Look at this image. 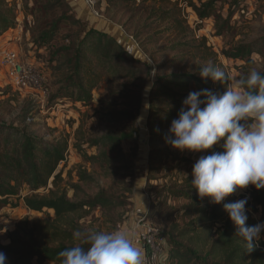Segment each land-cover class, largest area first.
Instances as JSON below:
<instances>
[{
    "label": "trees",
    "instance_id": "trees-1",
    "mask_svg": "<svg viewBox=\"0 0 264 264\" xmlns=\"http://www.w3.org/2000/svg\"><path fill=\"white\" fill-rule=\"evenodd\" d=\"M54 1L69 10H75L68 0H48V3L52 4ZM220 1L222 0H189L187 5L192 8L199 20L204 22L213 18L218 36L232 30L230 22L235 14L234 8L244 9L241 4L245 0H229L230 11L227 16L218 11L217 3ZM180 13L181 9L165 8L160 16L162 20L169 21L174 26L172 28L176 27L179 30L178 35L182 36L181 41L169 49L186 50L190 54L191 50L199 51L202 53L201 62L188 71H172L175 63L169 67L161 64L154 73L146 97L147 133L152 148L149 154L146 153L145 185L151 190V180L163 167L173 171L180 162H187L189 168L182 178H176L160 188L161 190L156 189L155 195L149 191L145 217L153 222L159 229V237L165 240L169 264H264V231L260 234L258 247L253 252L246 253L243 239L236 235V226L224 210V204L237 201L236 192L227 196L221 203L214 204L210 197L200 198L197 189L191 185L194 163L200 156L223 152V140L212 149L196 152V161L193 157H181L183 152L178 153L180 149L175 152L168 144L162 143L167 136L174 138L169 128L171 122L178 118L182 102L189 92L209 89L214 93H223L227 87V84L213 82L211 78H201L199 75V68L208 63L225 70L226 68L211 46L207 45L205 37H202L199 44H195L196 39L188 38L189 25L185 19L179 17ZM71 19L74 20L65 14L53 20L40 31L39 40L32 35L35 44L40 49L50 47L52 41L59 35L62 24ZM16 20L15 10L0 3V36L14 29L17 25ZM85 35L77 44L71 41L58 50L64 57L61 65L65 73L61 80L63 84L51 96V103L59 97H70L89 106L94 101V91L111 77L139 80L145 73L151 76V68L145 59L136 55L138 53L134 52L136 49L134 44L132 51L109 31L94 26L86 30ZM89 38L92 39L90 42ZM202 47L204 49L201 50ZM263 49L264 37L250 44L246 42L234 44L227 50L224 49L222 54L227 59L242 62L238 68L241 75L248 73V67L255 62L253 55L263 52ZM192 55L195 57V54ZM261 74H264V71ZM200 99L205 98L202 96ZM131 101L128 108L117 110L109 107L100 117L102 123L127 121L126 130L120 134L96 136L87 142L98 150L96 155L84 154L87 160L100 164L110 174L118 175L114 171L117 163L124 162L123 167L131 168L134 164L132 158H127L122 143L135 140L134 135L138 129L137 112L140 110L142 100L137 96ZM68 154L69 138L66 135L47 138L28 131L26 127L0 121V210L15 198L23 201L32 211L54 212V217L49 216L46 219L30 221L29 218H24L9 232V243L0 242V252L6 255L7 263L59 264L57 253L74 243H79L73 239L72 234L74 230L82 228L79 224L81 218L95 209L111 212L130 205L131 201L126 196L120 197L105 190L90 195L78 184L72 186L74 195L70 197L69 190L60 187L63 171L57 172L61 164L64 167L67 165ZM169 160L175 164L167 168L164 162ZM131 175L133 177L134 173ZM173 176L177 175L172 174ZM78 179L87 184L94 181L93 175L86 171L79 172ZM50 183L54 189L48 194L37 193L39 189L49 187ZM26 188L29 189V193L24 195L22 192ZM170 200L185 202L177 206ZM17 206L18 204H15L14 207ZM246 209L248 226L264 223V188L257 189L251 185ZM1 229L0 225V231Z\"/></svg>",
    "mask_w": 264,
    "mask_h": 264
},
{
    "label": "rangeland",
    "instance_id": "rangeland-1",
    "mask_svg": "<svg viewBox=\"0 0 264 264\" xmlns=\"http://www.w3.org/2000/svg\"><path fill=\"white\" fill-rule=\"evenodd\" d=\"M93 8L86 5L85 0H72L70 3L75 10H69L54 1L48 0H0L5 6H10L17 15V25L4 35L0 36L1 41L11 38L13 46L17 47L22 57L43 59L45 63L46 85L42 90L16 88L6 75L5 70L0 66V121L18 127H26L28 131L46 136L47 138L60 136L61 134L69 138V154L67 165L61 164L57 170L63 171V181L61 188L69 190V196L73 197V185H80L86 194H96L101 190L117 196H126L131 201L124 209L117 211H103L95 209L89 215L79 220L82 228H92L98 231H111L117 227H130L135 225L139 230V212L146 207L149 202L148 193L155 195L156 189H162L164 185L170 184L176 178H182L189 168L187 162H180L173 171L162 168L151 180V190L146 187L147 155L151 145H149V135L147 133L148 105L147 92L149 84L157 67L161 64L167 67L175 63L172 71L192 70L198 62H201L202 53L192 51H170V47L181 41L182 36L178 35L177 28L169 21L162 20L163 9H181L180 18L185 19L189 25L188 38L196 39L195 44L201 43L202 37L207 39V45L217 54L218 59L225 66L226 70L234 77L240 74V60L227 59L222 54L224 49H228L240 42L259 41L264 37V0H245L244 9H235V14L230 24L232 30L226 31L222 36L217 35L214 26V19L204 22L199 20L191 7L187 6L189 0H93ZM71 2V1H69ZM229 0H222L217 3L218 11L224 16L229 13ZM54 6V7H53ZM155 9V11H154ZM74 20L65 21L61 26L59 35L52 41L51 46L40 49L35 44L33 36L39 40L40 31L59 17L65 15ZM78 20V21H76ZM91 26L109 31L128 49L135 45V53L142 57L151 68L152 74L145 73L139 80L119 79L111 77L105 80L100 87L94 91V101L86 106L76 102L70 97H59L51 100L54 94L63 83L62 76L65 69L62 67L64 57L58 52L60 48L70 44L71 41L78 43L84 38L85 31ZM171 28V29H170ZM33 35V36H32ZM92 39L89 38L90 42ZM7 43V42H6ZM204 47L201 48V50ZM32 54V56H31ZM195 54V57L192 55ZM34 55V56H33ZM255 62L248 67L257 68L264 71V49L263 52L255 53ZM139 96L142 103L137 112L138 129L135 133V140L124 142L123 149L127 158L134 161L133 167H123L124 162L117 163L115 172L118 175L110 174L100 164L88 161L84 154L88 156L96 155L98 150L90 146L87 142L96 136L108 133H118L128 128V122L102 123L100 117L109 107L122 110L128 108L131 100ZM134 97V98H133ZM148 135V136H147ZM173 151L177 148L166 142ZM81 146L78 148L77 146ZM163 147L165 145H162ZM181 157H193L196 161V152L187 149L178 153ZM132 155V157H131ZM167 168L175 163L170 160L164 162ZM81 171L93 175L92 183L80 182L78 174ZM173 172V173H172ZM131 173H134L132 177ZM177 175V176H173ZM251 185L245 189H237V200L249 198ZM147 188V189H146ZM54 189L52 183L49 187L41 188L39 194H48ZM160 189V190H161ZM29 193L26 188L22 192ZM4 208L0 210V242L9 243L8 234L16 228V225L24 218L30 221L54 217L52 210L42 212L28 209L23 201L13 198ZM172 204L180 206L184 200L172 201ZM18 204L17 207H14ZM44 264H51L46 262Z\"/></svg>",
    "mask_w": 264,
    "mask_h": 264
},
{
    "label": "clouds",
    "instance_id": "clouds-1",
    "mask_svg": "<svg viewBox=\"0 0 264 264\" xmlns=\"http://www.w3.org/2000/svg\"><path fill=\"white\" fill-rule=\"evenodd\" d=\"M201 78L227 84L223 93L209 89L189 92L178 118L171 122L166 142L181 151L202 152L223 140V152L200 156L192 168L191 185L200 198L221 203L237 189L254 185L264 188V74L257 68L233 76L211 63L199 68ZM205 99H200V97ZM205 105L201 107V105ZM247 198L223 205L244 241L246 253L259 245L264 223L248 226ZM79 241L57 253L59 264H146L145 252L137 243L135 225L111 231L81 228L73 231ZM87 245V247H84ZM168 257H160L166 264ZM6 255L0 252V264Z\"/></svg>",
    "mask_w": 264,
    "mask_h": 264
},
{
    "label": "built area",
    "instance_id": "built-area-1",
    "mask_svg": "<svg viewBox=\"0 0 264 264\" xmlns=\"http://www.w3.org/2000/svg\"><path fill=\"white\" fill-rule=\"evenodd\" d=\"M85 3L91 8L95 4L93 0H85ZM12 41L8 38L0 43V66L5 70L11 84L16 88L42 90L46 85L43 59L22 57ZM145 213L139 212L138 215L139 230L136 243L145 252L146 264H161L160 257L168 256V247L165 240L159 237V229L145 217ZM5 264L9 263L5 261ZM166 264H169L168 259Z\"/></svg>",
    "mask_w": 264,
    "mask_h": 264
},
{
    "label": "crops",
    "instance_id": "crops-1",
    "mask_svg": "<svg viewBox=\"0 0 264 264\" xmlns=\"http://www.w3.org/2000/svg\"><path fill=\"white\" fill-rule=\"evenodd\" d=\"M69 1H71V2H69ZM68 2L69 3H72V0H68ZM142 209V211L141 212H145V211H147L146 209H147V205H146V207H144V209L143 208H141Z\"/></svg>",
    "mask_w": 264,
    "mask_h": 264
}]
</instances>
